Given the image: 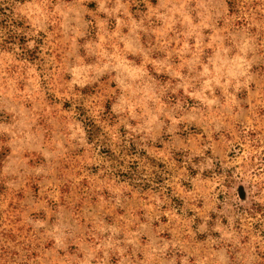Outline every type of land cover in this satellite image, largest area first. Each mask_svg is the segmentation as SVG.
<instances>
[{"label": "rangeland", "instance_id": "obj_1", "mask_svg": "<svg viewBox=\"0 0 264 264\" xmlns=\"http://www.w3.org/2000/svg\"><path fill=\"white\" fill-rule=\"evenodd\" d=\"M0 264H264V0H0Z\"/></svg>", "mask_w": 264, "mask_h": 264}]
</instances>
